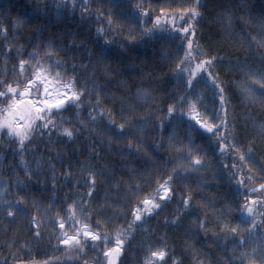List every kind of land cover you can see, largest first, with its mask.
Here are the masks:
<instances>
[{
	"label": "trees",
	"instance_id": "obj_1",
	"mask_svg": "<svg viewBox=\"0 0 264 264\" xmlns=\"http://www.w3.org/2000/svg\"><path fill=\"white\" fill-rule=\"evenodd\" d=\"M76 2L79 5L80 0ZM90 2L93 8H96L103 7L106 0L101 4H96L95 0ZM148 2L151 3L152 9L156 10L161 6L167 7L169 4H191L192 0H145V3ZM201 2L205 7L200 9L203 20L196 25L197 40L210 56L223 57L225 61H230L224 65L218 64L212 70L214 76L218 73L217 82L225 87V96L230 100L229 122L235 125L237 138L242 141V145L251 144L257 159L264 162V133L260 129V126L264 125V108L259 105H248L242 100L237 84L242 80L247 81V77L238 69L231 67L237 63H246L254 70H258L261 67L260 57L264 56V50L249 48L246 39L241 42L240 38L244 36L245 29L238 26V22L231 33L226 31L224 23L226 15L231 14L235 19L236 16H242L245 12H250L254 21L259 20L261 13L264 12V0H201ZM38 5L40 8L47 6L46 15L39 11ZM57 5L60 6L59 10ZM228 10L231 12L229 13ZM113 11L117 10L113 9ZM80 16L81 8L77 6L73 11L71 0H67V8L61 4L60 0H0V26L8 29L7 40L0 35V74H7L6 77L0 78H6L9 82L19 78L17 67L19 59L27 60V53L34 50L33 45H39L43 50L49 41L54 45V58L64 61L68 67L73 64L89 65L86 75H91L93 69L88 53L90 49L95 50L98 43L96 28L101 25L89 22L94 20V17L89 16L88 20H81ZM113 19L116 20L117 17ZM17 20L23 21V24L14 28V22ZM119 22L124 24L122 20ZM179 24L180 21H177L178 26ZM161 27L165 25L162 24ZM41 28H43L42 32ZM126 28L125 25L123 36H127ZM245 28L253 36H258L260 33L259 27L255 24L246 25ZM106 38L113 39L112 35ZM112 46L115 48L123 46L125 50L124 63L113 64V72L108 78H114L116 83H107L99 70L96 74L97 82L106 85L105 90L110 94L132 97V103L145 104L146 107L140 109V115L156 113L153 125L159 123L160 119L166 120L165 112L158 110L164 109L168 103L173 102L175 93L184 94L183 81L178 84L175 78L176 73L173 71L175 67L173 61L177 57L175 44L173 42L144 43L139 39L130 44L121 35H115ZM21 47L24 54L18 56L16 50ZM117 68L122 74L117 75L115 71ZM24 75H28L27 66ZM67 75L71 76L72 73L69 72ZM196 79L200 82L196 84L194 81L193 99L196 96L202 98L203 106H198V111L204 117L205 107L210 113L216 106V99L214 90L205 83L202 74H198ZM120 81L126 84V89L117 86ZM139 89L150 92L155 101L136 100L135 94ZM104 105L112 107L108 101H104ZM86 108L87 105L80 112L85 123L88 122ZM64 116L72 121V124L78 125L73 112H65ZM116 118L119 120V115ZM72 124L67 126L71 127ZM171 128L172 125L165 123V132L161 134L155 126H150L145 137L146 155H129L126 148L122 154L118 152L117 148H123L126 141L120 145H114L111 149L97 142L96 152L99 155L93 159H90L92 153L88 148L92 138H89L87 133L78 137L75 143L67 141L66 138H59L58 141L56 135L52 136L51 141L47 136L37 137L36 142L24 152L23 157L18 154L16 144L10 143L7 137L0 135V190H6L3 198H14L9 193L18 191L16 184L19 179L28 184L31 200L36 202L33 207L31 201L26 198V207L30 215L15 221L7 218L0 209V264H85V262L86 264H107L108 258L102 256L99 248L93 249L86 246L85 254L81 255L75 249L58 243L61 232L58 224L53 221L56 212H59L60 217L67 214L65 204L61 203L62 200L71 203L72 200L84 196L85 187H76V185L84 184V180L78 177V173L85 163L101 166L111 177V179L105 178L103 184L98 183L97 190L92 193V199L89 201L92 205L90 223L93 230L106 233L109 237L107 247L115 248L114 238L117 232L127 230L129 224L133 225L127 237L124 238L122 250L119 252V264H145L149 257V248L156 250L163 246H167L169 255L181 261L182 264H196L197 259L203 261V264H227L232 257L234 259L231 264H240L241 251L251 252L252 247L261 245L264 226H261L260 222L264 221V208L257 207L254 210L257 229L255 241H248L250 247L236 248L231 238L224 241L219 235H213V232L219 233V229L214 227L211 209H206L204 205L208 201L213 202L218 209L229 205L234 209L231 219L234 223H240L238 219L240 213L235 210L236 200L233 198L236 183L229 182L231 171L226 172L221 166L222 162L227 161V157L214 155L208 149L205 139L199 134L193 133L192 139L197 146L208 153L205 169L201 172H192L186 180H174L175 199L163 209L162 213L154 214L150 218L144 217L143 226H140V222L133 223L130 211L136 205L137 199H143L149 195L155 196L156 183L166 178V174L171 171L172 164L175 162L171 158L177 153L169 150L167 145V136ZM178 135L184 138L186 144L187 138L183 127L178 129ZM153 144H160L161 147L154 150L150 147ZM196 154L203 156V152ZM229 155L235 156V153H229ZM49 161L56 169L55 192L52 191L53 185L50 183L54 173L49 169ZM38 162L41 167L39 182H36L35 175L31 181H27L24 175V164L35 169ZM69 168L72 169L73 177H78L71 184L64 179V173ZM97 170L101 169L97 168ZM254 171H259L258 165L254 166ZM97 179L99 182L100 178ZM260 182L264 181L258 180L255 186L258 187ZM118 183L119 194L114 191V186ZM135 185L140 186V191L129 202L128 190L131 188L135 192ZM185 185L192 191L194 200L198 202L196 206L190 208V211H185L182 207L181 197ZM19 195L24 196L25 193L20 191ZM235 195L238 197L239 193ZM251 198L257 199L256 196ZM53 204L54 209L46 212V209ZM100 205L104 207L101 208ZM203 211L208 212L206 220L213 222V226L206 234L199 232L192 224L197 217L205 219L201 215ZM174 214L181 216L180 222L175 226L170 223ZM32 217L38 221L39 239L35 237L37 225L31 222ZM97 221L104 226L103 229L97 228ZM69 223L65 222V230L71 235ZM241 226L247 227L246 224ZM248 235L247 231L243 233L244 237ZM95 243L99 245L100 242ZM14 257L20 259L14 260Z\"/></svg>",
	"mask_w": 264,
	"mask_h": 264
},
{
	"label": "snow or ice",
	"instance_id": "obj_2",
	"mask_svg": "<svg viewBox=\"0 0 264 264\" xmlns=\"http://www.w3.org/2000/svg\"><path fill=\"white\" fill-rule=\"evenodd\" d=\"M61 4L67 8V0H60ZM72 9L79 6L81 8V20H88L89 16L94 17V22L101 27L96 28L98 43L95 50H89L88 58L93 69L91 75H86L89 65L73 64L68 67L66 63L58 58H54V45L48 42L43 50L39 45H33L34 50L28 52V59H19L18 71L19 78L9 82L6 78H0V135L7 137L10 143L17 145L18 154L23 157L25 151L36 142L37 137L47 136L49 141L53 135L59 138H66L67 141L75 143L76 139L87 133L92 138L88 148L92 155L90 159L96 158L99 154L96 152L97 142L101 146H107L111 149L114 145H120L126 141L123 148H117L121 154L124 148L127 149L129 155L140 156L147 154L144 151L145 137L150 126H155L158 132H165V123L172 125L171 131L167 136L168 149L175 151L176 156L171 160V171L166 174V178L162 182L156 183L155 196H146L143 199H137L130 211L133 223L140 222L143 226L144 217H152L160 215L176 196V189L173 187V181L186 180L192 172H201L206 167L207 151L197 146L192 139L193 133L199 134L205 139L208 149L214 155L227 157L226 162H222V168L228 172L231 171L229 182H235L236 188L233 198L236 200L235 210L240 213V223H234L231 214L234 211L229 205L224 208H216L213 202L208 201L204 207L211 209L213 214L214 227L219 229V233L213 232V235H219L221 240L227 241L232 239L236 248L250 247L248 241H255L257 218L255 208H264V182H260L259 186L255 184L258 180L264 181V162H261L253 152L251 144H243L237 138L235 125L229 122V104L230 100L225 96V87L217 82V76L213 75L216 65H224L230 63L225 61L223 57L210 56L204 51L197 40L196 25L203 20L201 8L205 6L201 0H192L191 4L178 3L169 4L167 7L161 6L156 10L152 9L151 3H145V0H95L96 4L104 2L103 7L93 8L90 0H80L77 5L76 0H71ZM39 11L47 14V6L40 8ZM60 6L57 5L59 10ZM116 9L117 11H113ZM229 13L231 10H228ZM113 17H117L116 20ZM123 21L124 24L119 21ZM177 21H180L179 26ZM244 28V36L248 41L249 48L264 50V12L261 13L259 20H253L250 12H245L242 16L226 15L224 23L226 31L231 33L234 26L237 25ZM23 21L17 20L13 27L18 28ZM165 27H161V25ZM255 24L259 27L258 36H253L247 32L245 26ZM127 26V36H123ZM151 25V27H149ZM43 31V28L40 29ZM8 29L0 26V35L7 40ZM112 35L113 39H107ZM115 35H121L123 39L130 44L138 39L144 43L161 42L167 44L173 42L177 49L176 60L173 61L175 67L173 71L176 73V82L179 84L183 81L184 94L179 92L173 95V102L168 103L162 110L166 114V120L160 119L159 123L153 125V118L156 113L148 115H140V109L146 107L142 103H132V97L116 95L108 93L106 85L97 82L96 74L99 70L107 83L115 84V79H108L112 72V65L117 62L123 64L125 61V50L123 46L119 48L113 47ZM15 38V37H14ZM178 43H175L177 42ZM8 48L7 45H5ZM9 51L11 49H8ZM17 55L22 56L24 50L17 48ZM66 54V53H65ZM261 67L254 70L248 64L237 63L231 65L232 69H238L247 81H240L237 87L240 89L242 100L248 105H259L264 108V56L260 57ZM28 75H24L26 71ZM117 75L122 74L120 69L116 70ZM72 75L68 76L67 73ZM202 74L205 83L214 90V98L216 106L211 112L205 107V116L202 117L198 111V106H203V100L200 96L193 99L197 75ZM0 74V77H6ZM91 85V86H90ZM121 89H126V84L120 81L117 85ZM258 86V87H257ZM138 101H155L151 93L145 89H139L135 94ZM104 101H108L112 107H105ZM87 105V123L80 115L81 110ZM218 106V107H217ZM65 112H73L78 121L72 124L65 116ZM115 113V114H114ZM120 119L117 120L116 116ZM173 122H176L175 124ZM72 124L71 127L67 126ZM183 127L187 143L184 138L178 135V129ZM261 132L264 133V125L260 126ZM215 139V144L213 140ZM135 141V143H134ZM242 145V146H241ZM153 149L161 147L160 144L150 145ZM35 151V149H32ZM203 152V156L196 153ZM235 153V156L229 155ZM235 161V162H233ZM49 169L54 173L52 180V191L55 192V166L48 162ZM239 165V167H238ZM259 166V171H254V166ZM100 168L101 170H97ZM246 169V171H241ZM41 167L39 162L35 169L29 168L24 164V175L27 181H31L32 177L37 176L39 182V174ZM78 177L84 180V184L77 183L76 187H85L84 196L74 199L71 203L62 200L61 203L66 206V215L60 217L59 212L53 217V221L58 224L61 232L58 237V243L69 246L81 255H84L86 246L93 249L99 248L103 257L108 258V264H115L114 253H119L124 244V238L132 229V224L128 225L125 231H118L115 236V248H108L109 237L106 233L94 231L91 226V203L92 193L97 190L98 183L103 184L104 179L111 177L107 171L101 166H91L85 163L78 173ZM78 177H73L72 169L64 173V179L71 184ZM100 178L99 182L97 178ZM16 188L18 191L9 193L14 198L4 199L5 191L0 190V209L3 210L7 218L18 220L26 215H30L26 207V198L31 201L33 207L36 202L31 200L29 186L25 181L17 180ZM136 191L131 188L128 190L129 202L133 197L137 196L140 186L135 185ZM119 183L114 186V191L119 194ZM23 191L24 196H20L19 192ZM235 193H239L237 197ZM256 196L257 199L251 197ZM182 207L185 211H190L192 206H196L198 202L194 200L193 193L183 186V196L181 197ZM230 203V202H229ZM54 204L46 209V212L54 209ZM99 207L103 208L104 205ZM78 210V211H77ZM205 219L197 217L192 224L199 232L207 233L213 222L206 220L207 211L201 213ZM181 220L179 214H174L172 221L173 226ZM70 222L68 228L71 235L65 230V222ZM37 225L35 237L39 239L40 232L38 221L32 217L31 221ZM166 223H169L166 221ZM264 226V221H261ZM246 224L247 227H242ZM97 228L103 229V225L97 221ZM248 232V237H244L243 233ZM99 241V245L95 242ZM234 248V253H235ZM149 257L145 264H182L181 261L173 259L169 255L167 246L153 250L149 248ZM258 253V255H257ZM14 260L20 259L14 257ZM234 257L229 258L227 264H231ZM240 264H264V235L261 236V245L252 247L251 252L241 251L239 253ZM86 264V262H85ZM196 264H203V261L197 259Z\"/></svg>",
	"mask_w": 264,
	"mask_h": 264
},
{
	"label": "water",
	"instance_id": "obj_3",
	"mask_svg": "<svg viewBox=\"0 0 264 264\" xmlns=\"http://www.w3.org/2000/svg\"><path fill=\"white\" fill-rule=\"evenodd\" d=\"M114 256H115V264H119L120 262V254L119 253H114ZM108 264V262H107Z\"/></svg>",
	"mask_w": 264,
	"mask_h": 264
}]
</instances>
